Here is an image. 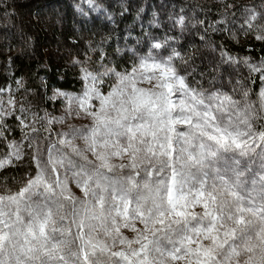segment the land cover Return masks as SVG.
Listing matches in <instances>:
<instances>
[{
	"label": "rangeland",
	"instance_id": "obj_1",
	"mask_svg": "<svg viewBox=\"0 0 264 264\" xmlns=\"http://www.w3.org/2000/svg\"><path fill=\"white\" fill-rule=\"evenodd\" d=\"M103 82L87 72L80 91L51 90L40 116L31 99L0 94V116L19 108L37 164L20 192L0 196V264L84 260L90 244L133 264H264V214L230 172L233 148L254 139L239 142L244 118L215 116L219 98L151 53ZM22 143L12 138L0 165ZM149 164L159 170L144 184Z\"/></svg>",
	"mask_w": 264,
	"mask_h": 264
},
{
	"label": "trees",
	"instance_id": "obj_2",
	"mask_svg": "<svg viewBox=\"0 0 264 264\" xmlns=\"http://www.w3.org/2000/svg\"><path fill=\"white\" fill-rule=\"evenodd\" d=\"M147 53L168 58L204 100L219 98L215 116L228 115L230 122L244 118L239 142L254 139L248 147L233 148L238 161L230 172L264 214V0H0V94L9 89L22 103L31 99L38 116L50 109L44 102L51 90L80 91L87 72L108 87ZM21 123L19 108L0 116V156L12 138L23 141L19 157L0 165V196L20 192L37 172L34 147ZM158 170L147 165L143 183ZM84 255V260L51 254L37 260L133 264L121 253L106 256L93 244L85 246Z\"/></svg>",
	"mask_w": 264,
	"mask_h": 264
}]
</instances>
